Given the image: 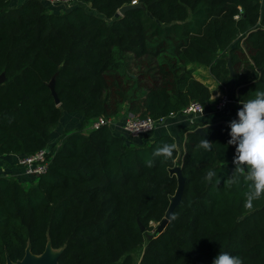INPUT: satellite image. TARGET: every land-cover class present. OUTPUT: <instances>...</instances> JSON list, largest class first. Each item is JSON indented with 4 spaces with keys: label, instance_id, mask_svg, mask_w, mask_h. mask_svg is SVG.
Here are the masks:
<instances>
[{
    "label": "trees",
    "instance_id": "16d2710c",
    "mask_svg": "<svg viewBox=\"0 0 264 264\" xmlns=\"http://www.w3.org/2000/svg\"><path fill=\"white\" fill-rule=\"evenodd\" d=\"M11 1L0 0V157L47 148L50 161L28 184L0 176V263L22 259L29 243L40 254L50 239L64 248L61 264H212L221 249L243 264H264V197L246 209L244 181L224 185L234 170L227 142L237 115L188 128L183 153L177 147L167 162L153 152L176 143L170 134L131 144L109 124L85 130L124 104L154 120L207 104L212 92L194 64L224 87L235 84L239 101L264 89L262 0H142L120 17L118 9L136 0H83L103 17L79 4L55 12L42 0ZM125 57L149 61L152 77L122 89L110 72L120 73ZM64 112L83 123L52 143ZM200 138L215 155L195 151ZM175 167L183 194L155 235L178 189ZM207 170L219 184L204 181ZM145 244L137 262L133 253Z\"/></svg>",
    "mask_w": 264,
    "mask_h": 264
},
{
    "label": "clouds",
    "instance_id": "9594fccd",
    "mask_svg": "<svg viewBox=\"0 0 264 264\" xmlns=\"http://www.w3.org/2000/svg\"><path fill=\"white\" fill-rule=\"evenodd\" d=\"M241 107L237 112V120L230 122V139L228 145L235 146L233 158L234 170L232 175L224 181L225 186L238 183L241 179L247 187L245 193V208L252 209L254 202L264 197V89L252 93L247 100L239 101ZM214 144L205 138H200L195 151L202 154L214 153ZM177 151V144L164 143L156 148L153 157L162 158V162L173 159ZM151 167V163L148 165ZM216 179L214 170H207L204 181ZM212 264H243L239 256H233L221 249Z\"/></svg>",
    "mask_w": 264,
    "mask_h": 264
},
{
    "label": "crops",
    "instance_id": "0c3cea01",
    "mask_svg": "<svg viewBox=\"0 0 264 264\" xmlns=\"http://www.w3.org/2000/svg\"><path fill=\"white\" fill-rule=\"evenodd\" d=\"M24 1L26 0H12L11 2H12V6H18ZM42 1L47 2V0H42ZM195 65L196 64H194L193 66L195 67ZM212 79L215 82V85L213 87L216 86L217 88L213 90L211 85L208 84L212 92V97L210 101L206 104L207 107L206 112L203 115L196 116V120L193 124L190 122V118L185 116H178L176 118L169 119L165 124H158L153 131L147 132L140 137L133 138L128 132H126L123 129L124 122L127 116L130 114L127 104H124L121 107L120 111L116 115L111 117L112 123L110 126L116 135L123 137L124 139H126L128 143L131 144L150 142L160 135L170 134L174 136V138L176 139L177 147L179 148V146H182L181 148L184 150V142H182V134L188 128H190L196 123L201 125L208 120H216V119L235 116L237 115V112L241 107L240 104H231L226 110L217 111L214 107L217 99L224 93H228L229 95H231L232 98H234V95L237 92V87L234 85H231L230 87H224L214 77ZM83 120L84 118L79 114L64 112V115L62 117L59 126L53 131L52 143H56L58 137L64 131L80 127L83 123ZM90 123L91 122H87L85 130H87ZM200 125L198 126V128H201ZM24 157L25 155H21V154H8L0 157V166H3L4 168V169L0 168V176L14 177L23 183L27 182L28 176L24 174L23 167L20 165V160L23 159ZM21 178H23L24 180H21Z\"/></svg>",
    "mask_w": 264,
    "mask_h": 264
},
{
    "label": "built area",
    "instance_id": "2783aa9c",
    "mask_svg": "<svg viewBox=\"0 0 264 264\" xmlns=\"http://www.w3.org/2000/svg\"><path fill=\"white\" fill-rule=\"evenodd\" d=\"M78 0H47V6L57 4L67 5L69 8L76 5ZM231 104H240L239 100L232 98L228 93L222 94L216 101L214 107L217 111L226 110ZM206 104L201 102H192L190 105L183 107L178 111H172L167 116H163L157 120L152 118L141 119L130 113L123 125V129L128 132L133 138L142 136L143 134L153 131L158 124H165L169 119L176 118L178 116H185L190 118V122L193 124L196 120V116L203 115L206 112ZM112 118L100 116L91 121L87 130L98 129L103 125H111ZM49 149H42L33 155L25 156L20 160V165L23 167L25 175L30 177H36L39 174L46 172L50 158L48 156Z\"/></svg>",
    "mask_w": 264,
    "mask_h": 264
},
{
    "label": "rangeland",
    "instance_id": "374dc122",
    "mask_svg": "<svg viewBox=\"0 0 264 264\" xmlns=\"http://www.w3.org/2000/svg\"><path fill=\"white\" fill-rule=\"evenodd\" d=\"M264 3V0H262ZM77 5H82L84 6L87 10L98 14L99 16L103 17V14L98 13L96 10L92 9L91 6L88 3H85L83 0H78L75 2ZM134 4H142V0H136ZM52 8H49L51 11L55 12H64L66 9L69 7L64 4H57L54 6H51ZM128 56V55H127ZM123 65L121 68L120 73H117L115 71L110 72V77L112 80L115 81V83L120 84L122 89L123 88H129L130 86L135 85L136 83L133 82L132 78L139 77L140 78V83H144L147 81L148 78L152 77V71L150 69V63L149 61H146V63L141 64L140 61L133 59L131 57H125L122 59ZM195 76L202 80L205 84L211 85L213 90H215L217 87H213L215 85V82L213 81V77L210 75L209 68L206 66H200L198 64L195 65ZM235 71V70H234ZM133 74V75H132ZM131 75V76H130ZM235 86V84H233ZM182 146H179L180 153H183V149L181 148ZM2 165V164H1ZM0 168L4 169L3 166H0ZM176 168V167H175ZM34 179V177L28 176L27 182L24 184H28L31 182V180ZM21 180H24L21 178ZM173 199V198H172ZM161 222L157 225L156 229L153 231V234H156L159 231V226ZM146 248V244L141 248L138 249L136 252L133 253L134 259L139 262L142 254L144 253Z\"/></svg>",
    "mask_w": 264,
    "mask_h": 264
},
{
    "label": "water",
    "instance_id": "95a60500",
    "mask_svg": "<svg viewBox=\"0 0 264 264\" xmlns=\"http://www.w3.org/2000/svg\"><path fill=\"white\" fill-rule=\"evenodd\" d=\"M142 6V4H126L124 6H122L121 8L118 9V11L115 14V17H120L125 15V13L128 10H131L133 8ZM229 68L231 71V75L234 76L235 75V71H234V67L232 65V61L231 58L229 57ZM5 78L4 75L0 76V81H2ZM51 89H52V94L55 97L56 103L59 104L60 103V99L58 97V94L55 90V80H52L51 82ZM199 131L202 130V128H198ZM172 173H176L178 176V189L177 192L175 194V196L172 199V203L168 209V212L165 216V218L161 221V224L159 226V231L155 234H159L161 233L169 224V222L172 220L173 218V212L175 207L177 206V204L179 203L182 194H183V190H184V185H185V177L183 176L182 170L180 167H176L174 169H172ZM142 229L143 226L141 225ZM152 235H149V238H152ZM64 251V248H54L52 245V241L49 239L46 245L45 250L40 253V254H35L32 252L31 250V244L29 243L27 248H26V252L25 255L22 259H19L17 261H13L9 256H7L6 262L4 264H61L60 263V257L62 256ZM2 264V263H0Z\"/></svg>",
    "mask_w": 264,
    "mask_h": 264
}]
</instances>
